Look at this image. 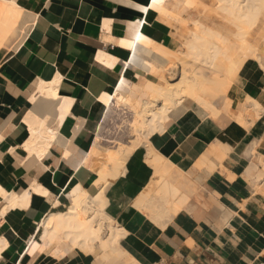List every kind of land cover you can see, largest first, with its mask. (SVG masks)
<instances>
[{"label":"crops","instance_id":"1","mask_svg":"<svg viewBox=\"0 0 264 264\" xmlns=\"http://www.w3.org/2000/svg\"><path fill=\"white\" fill-rule=\"evenodd\" d=\"M14 2L30 21L20 40L0 47V237L7 243L0 264H54L43 254L22 259L23 246L53 209L60 190L78 182L95 194L96 176L82 166L81 157L106 111L100 97L114 90L121 76L139 88L147 80L158 82L127 64L133 35L140 31L168 47L175 21L155 14L136 31L147 0ZM169 9L181 18L186 14L183 0H170ZM99 52L115 62L110 66ZM160 52L168 55L166 49ZM229 91L225 119L192 105L150 140L162 167L176 173L181 193L174 215L155 219L136 204L155 193L160 178L143 147L129 157L125 174L110 181L105 211L125 231L121 244L139 264H264V183L258 179L260 173L264 177V74L257 61L242 65ZM246 96L263 108L259 116L247 111L252 108ZM245 107L242 125L235 117ZM36 130L45 132L43 137L34 138ZM33 185L50 198L32 190ZM25 190L28 206L8 207L3 193ZM68 204L65 194L59 209ZM80 260L65 264H88Z\"/></svg>","mask_w":264,"mask_h":264},{"label":"bare ground","instance_id":"2","mask_svg":"<svg viewBox=\"0 0 264 264\" xmlns=\"http://www.w3.org/2000/svg\"><path fill=\"white\" fill-rule=\"evenodd\" d=\"M169 3L170 0H147L145 5L140 7L144 17L137 21L136 31L140 24L147 23L152 15L157 14L159 17L178 20L183 27L186 25V34L182 35L183 40L178 43L174 39L170 46L162 47L138 31L133 35L135 45L127 63L138 67L143 73L166 82V85L147 80L139 88L121 76L114 90L102 94L100 101L106 111L93 135L88 151L81 157L82 166L96 176L93 182L97 191L94 195H90L78 182L68 185L67 190H60L52 205L53 209L42 218L35 234L23 246L22 259L25 256L43 254L52 258L54 264H65L80 259L88 264H139L135 258L129 257L121 244L125 231L117 227L105 211L108 200L106 193L110 181L125 174L128 170L126 164L129 157L143 147L147 159L150 158L148 162L156 167L155 171L160 178L157 176L159 183L155 193L150 196L143 195L136 204L142 209H147L149 216L155 219L174 215L180 206L177 198L178 193H181L174 178L176 173H168L166 168L162 167L163 158L151 148V138L161 133L171 121L189 110L192 105L214 119H225L224 113L229 112L231 100L228 98L230 91L223 76L225 75L227 79L232 78L233 75L237 77L243 60L257 61L264 74V0H209L206 3L200 0H183L184 11L188 18H185L186 16L181 18L179 14L173 13L169 9ZM22 11L14 0H0V47L9 48L12 43L24 36L26 28L24 25L28 24L26 22L30 21V17L24 15ZM217 16L225 21L226 27L220 28L205 23L206 19ZM256 29L259 33L255 37ZM163 49L173 50L177 60L182 61L183 65L175 67L174 64H168V60L160 52ZM98 54L105 58L110 66L116 60L106 53ZM170 75H174L175 78L171 79ZM147 96L150 98L145 104ZM246 100L247 105L250 104L247 108H252L247 111L259 116L258 112L263 111V108L253 98L247 97ZM130 109L134 112H131L134 116L129 121L132 124L131 141L123 147L109 148V144L106 145L109 140L101 135L102 124L107 123L106 118L108 120L114 112ZM240 112L235 119L243 125L245 123L243 119L247 115L246 107L242 113ZM44 133L36 130L32 135L34 138H41ZM220 147L216 149L221 150ZM27 149L32 150V147L28 146ZM224 153L220 154L221 158ZM201 162L199 161V164ZM211 165L213 167L210 163ZM262 169H264L263 165ZM258 179L264 183L263 173L259 174ZM31 189L36 193L50 196L47 190L39 186L33 185ZM149 189L152 190L154 187L149 186ZM65 194L69 204L62 210L59 209L60 199ZM3 196L8 202V207L26 206L30 198L27 190L19 194L3 193ZM2 237H0V251L7 244Z\"/></svg>","mask_w":264,"mask_h":264},{"label":"rangeland","instance_id":"3","mask_svg":"<svg viewBox=\"0 0 264 264\" xmlns=\"http://www.w3.org/2000/svg\"><path fill=\"white\" fill-rule=\"evenodd\" d=\"M183 16L184 17L186 16L185 18H188L187 17L188 15H186V14H184ZM168 19L171 20V21H175V23L173 24L174 26H171V25L170 26L174 30V34H173L174 39L179 43L180 41L183 40V36L182 35L186 34V27L187 26L185 25V27H183L178 20H174V19H171V18H168ZM205 23H208L211 26L220 27V28L226 27L225 21H223V19L221 17H218V16L214 17V18L206 19ZM230 32H231V30H230ZM257 33H259L258 29H256L254 31L255 37L258 35ZM166 50H167L168 55L165 58L168 60V62H167L168 64H174L175 67H180V66L183 65L182 61L177 60L173 50H171V49H169V50L166 49ZM240 51L242 52V50H240ZM243 64H246V60H243V62L241 63V66ZM235 76L236 75H233L232 78L229 77L230 80L227 79L225 77V75L223 76L224 79H225V83H227V87H228L229 90H230V86H231ZM170 77H171V79L175 78L174 75H170ZM154 79L158 80L155 77H154ZM158 83L160 85H163V86L166 85V82L161 81V80H158ZM228 98L230 99V93H228ZM130 110H121V112L117 111L116 113L114 112V114L111 117L109 116L108 120L106 118L105 122H107L106 123L107 126L105 125L103 127V129H101V135L109 140V142L106 144V145L109 144L108 145L109 148L111 147V149H114V147L117 148V146L123 147V145H127L126 143H129V141H131V138H132L133 134H131L132 133V130H131L132 124H130L129 121L132 120V118L134 116V114H132V113H134V112L132 110L131 111ZM118 129H120V130H118ZM121 137H123V138H121ZM112 143H114V144L117 143V144L113 145Z\"/></svg>","mask_w":264,"mask_h":264}]
</instances>
